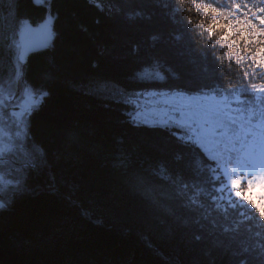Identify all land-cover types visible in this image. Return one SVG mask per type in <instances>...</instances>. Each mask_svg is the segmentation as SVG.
<instances>
[{"label":"trees","instance_id":"16d2710c","mask_svg":"<svg viewBox=\"0 0 264 264\" xmlns=\"http://www.w3.org/2000/svg\"><path fill=\"white\" fill-rule=\"evenodd\" d=\"M114 2L109 14L88 0H51L54 35L48 47L26 57L25 82L43 86L49 95L28 117L25 143L43 152L47 167L0 209V264H238L239 249L251 240L233 239L204 222L197 226L200 212L182 208L173 190L149 171L165 164L192 181L196 161L206 157L177 139L178 129L137 126L130 116L150 110L154 120L157 113L167 115L176 91L216 83L208 67L212 56L219 58L217 66L225 65V86L244 82L241 69L247 66L233 62L227 74L228 49L214 45L216 37L197 22L209 17L194 7L186 10L193 0L180 5V20L170 19L165 0ZM235 2L243 6L245 0ZM104 6L112 3L105 0ZM135 11L143 18L128 19ZM48 12L47 4L33 0H4L0 31L10 38L21 22L37 24ZM255 13L252 7L249 16ZM157 57L178 76L159 83L137 80ZM11 66L5 47L0 76L7 79ZM202 66L207 72H193ZM96 83L130 98L96 92ZM50 177L55 192L48 188Z\"/></svg>","mask_w":264,"mask_h":264},{"label":"snow or ice","instance_id":"6c2138e0","mask_svg":"<svg viewBox=\"0 0 264 264\" xmlns=\"http://www.w3.org/2000/svg\"><path fill=\"white\" fill-rule=\"evenodd\" d=\"M88 2L102 12L110 14L115 10L114 0H109L112 3L109 8L104 6L105 0ZM165 2L171 13L170 19L180 20L181 12L185 10L180 5H184L186 0ZM2 3L4 0H0ZM33 3L48 5L49 12L41 28L54 35L50 31V22L55 19L51 13V0H33ZM193 7L209 17L207 21L200 19L197 22L204 25V31L210 38L216 37L212 43L228 49L227 74L232 75L233 62L239 64L242 61L247 66V71L241 69L244 82L230 81L225 86V73L221 70L225 65L217 66L219 58L212 56L208 67L212 69L216 83L176 91V102L167 106L171 115L162 124H148L147 121H137L135 117L133 123L137 126L176 128L179 131L173 135L177 139L193 150L199 149L197 154L202 153L206 160L201 158L195 163L197 179L187 181L181 173H173L165 164L149 171L173 190L172 198L179 201L182 208L200 212L194 221L197 226L203 227L204 222L212 229L230 233L233 239L251 240L247 247L239 249L238 264H264V0L251 5L245 0L243 6L235 0H193L186 10L192 11ZM252 7L256 8V13L250 17ZM137 18H143L140 11L128 15V19ZM151 39L156 42L159 37L153 35ZM5 47L12 56V66L7 79L0 76V209L10 206L25 190V182L31 175H39L47 167L43 152L39 148L29 149L25 143L29 139L28 117L49 95L43 86L25 82V53L32 47V41L23 34L19 39L15 34L9 38L0 31V50ZM207 55L206 51V59ZM148 69L146 73H138L136 79L159 83L178 76L174 69L165 67L159 57L150 62ZM207 70L202 66L194 68L193 72ZM93 87L96 92L109 95L113 91L121 97L128 95L126 91H110L106 83H96ZM16 89L22 90L20 98L23 105L16 101ZM133 95L139 98L146 94ZM125 165L126 161L121 157L119 166ZM48 188L56 191L55 177L49 178ZM162 199L167 203L169 197ZM83 214L88 215L87 212ZM167 214L173 215L174 210H167ZM201 238L195 237L197 240Z\"/></svg>","mask_w":264,"mask_h":264},{"label":"water","instance_id":"95a60500","mask_svg":"<svg viewBox=\"0 0 264 264\" xmlns=\"http://www.w3.org/2000/svg\"><path fill=\"white\" fill-rule=\"evenodd\" d=\"M48 14L45 15V17L39 21L37 24L31 26L30 29V34H28L27 30L23 32V35L32 41V47L25 53L26 57L27 55L37 52L45 47L49 46V42L52 39V35L48 34L45 29L41 28V25L44 24L45 18L47 17ZM52 25L53 21L50 22V31H52ZM28 29V30H29Z\"/></svg>","mask_w":264,"mask_h":264},{"label":"rangeland","instance_id":"374dc122","mask_svg":"<svg viewBox=\"0 0 264 264\" xmlns=\"http://www.w3.org/2000/svg\"><path fill=\"white\" fill-rule=\"evenodd\" d=\"M33 25H35V24H33ZM33 25H29L25 21L21 22L19 30L17 31V35H16L17 39H19V36L21 34H23V32L25 30H27L28 31L27 33L30 34V29L29 28L31 26H33ZM143 72L146 73V72H148V70L144 69ZM16 91L18 92V95L16 97V101L18 103H20L21 105H23V100L20 98V95H22V90L21 89H16ZM129 98H130L129 96H126V99L129 100ZM141 100H144V99L141 98ZM167 106H166V109L168 110L167 115H163L162 113H157L154 120L151 119L152 113L150 112V110H145L144 112L139 113V114H133V115L130 116V119L133 120V118L135 117V119L137 121H147L148 123L156 122V123H161L162 124L164 122V120L167 119L171 115V113L169 111V108ZM17 110H19V109H17ZM10 111H11V109H10Z\"/></svg>","mask_w":264,"mask_h":264}]
</instances>
